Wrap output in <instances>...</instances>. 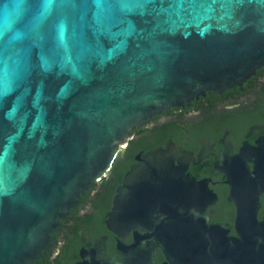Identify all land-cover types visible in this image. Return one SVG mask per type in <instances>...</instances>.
<instances>
[{"label":"water","instance_id":"1","mask_svg":"<svg viewBox=\"0 0 264 264\" xmlns=\"http://www.w3.org/2000/svg\"><path fill=\"white\" fill-rule=\"evenodd\" d=\"M262 66L264 0H0V264L46 257L132 129L205 93L243 91ZM231 133L198 158L174 136L169 149L141 150L106 222L128 257L109 254L111 234L95 247L86 227L79 264H159L160 246L166 264H264V124L248 134L261 145L241 153ZM194 158L227 179L199 178ZM222 181L236 185L242 237L211 222Z\"/></svg>","mask_w":264,"mask_h":264},{"label":"flooded vegetation","instance_id":"2","mask_svg":"<svg viewBox=\"0 0 264 264\" xmlns=\"http://www.w3.org/2000/svg\"><path fill=\"white\" fill-rule=\"evenodd\" d=\"M261 124H264V66L255 70L246 80L243 91L240 85L221 93L208 92L196 104H190L187 108L161 111L144 125L131 130L109 171L82 193L84 201L62 219L65 221L62 228L54 231L56 244L45 258L34 263L79 264V261L88 258L83 254V248L88 246L82 236V229L86 227L95 247L98 238L111 234L108 238L109 254L115 255L119 251L117 254L120 258H127V251L121 250L120 242L124 232H119L110 222L106 225V222L109 221L110 211L114 209L116 190L122 186L130 168L140 162L141 150L145 154L150 149H158L163 145L165 149H169L174 136V141L179 146L196 151L198 158L205 144L217 143L215 148L221 151L225 146H230L229 142H222L230 129L232 133L228 138L236 146L232 150L241 153L247 141L252 142L255 147L261 145L260 135H248ZM209 160L218 167L220 154L206 156L205 162ZM257 161L258 159L250 160L255 170ZM188 170H193L196 176L203 172L199 178L213 176V180L227 179L228 175L225 168L216 173L208 164L197 167L196 158ZM235 186L231 181L212 182V188L221 198L213 204L211 222H233V229L229 234L242 237V228L238 224L242 207L239 199H231ZM261 197L264 200V191L261 192ZM257 214L264 223V203L261 212ZM137 229L132 226V234L128 236L131 242H139ZM158 257L159 264H166V260L173 258L162 246ZM112 264H118L116 259Z\"/></svg>","mask_w":264,"mask_h":264}]
</instances>
